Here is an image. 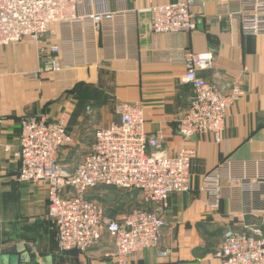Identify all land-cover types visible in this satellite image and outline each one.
I'll list each match as a JSON object with an SVG mask.
<instances>
[{
	"label": "crops",
	"instance_id": "1",
	"mask_svg": "<svg viewBox=\"0 0 264 264\" xmlns=\"http://www.w3.org/2000/svg\"><path fill=\"white\" fill-rule=\"evenodd\" d=\"M178 1L78 0L81 18L92 14L115 18L99 26L87 19L52 25L46 41L59 47L52 56L66 66L57 73L43 70L42 47L33 40L0 48V212H12L17 219L11 221L34 229L24 231L22 241L0 246V258L10 256L6 264H12L11 255H17L16 264L28 262V249L38 264H55L59 254L52 250L55 238L49 226L46 186L17 179L20 162L14 153L22 121L42 116L66 122L74 143L61 148L56 161L65 173L73 174L92 151L96 132L118 120V103H141L147 135H160L161 148L170 155L183 146L196 151L190 191L171 194L166 202L159 248L132 255L130 264H220L214 256L227 229L264 237V185L241 181L244 175L248 180L264 178V35L245 33L242 16L224 13L239 11L242 6L237 0H228L225 6L220 5L225 0H208L197 6V29L192 33L154 34L150 9ZM187 52H213L212 68L199 76L218 84L225 94L240 92L228 112L220 144L212 134L185 141L177 133L193 95L192 87L181 83ZM224 162L233 164L234 181L221 182L219 207H215L213 174ZM88 194L109 199L114 206L129 204L136 195L143 199L136 190L111 186H99ZM141 207L154 209L147 203ZM133 211L111 217L105 209V214L120 220ZM166 249L170 256L160 258V251ZM114 252L113 239L104 232L101 242L80 253L78 260L115 264Z\"/></svg>",
	"mask_w": 264,
	"mask_h": 264
},
{
	"label": "built area",
	"instance_id": "2",
	"mask_svg": "<svg viewBox=\"0 0 264 264\" xmlns=\"http://www.w3.org/2000/svg\"><path fill=\"white\" fill-rule=\"evenodd\" d=\"M208 0H179L150 9L154 34L192 33L197 29L195 8ZM220 1L225 6L226 2ZM242 8L225 14L242 16L243 31L252 36L264 35V0H237ZM78 0H0V48L25 39L41 44L44 71L60 72L63 66L53 58L57 45L46 41L52 25L71 24L87 19L95 26L112 21L114 14H92L81 18ZM223 8V7H222ZM213 52H187L186 72L181 83L193 89L186 115L178 121L177 133L183 140L212 134L221 143L229 110L240 97L235 90L225 94L216 83L199 76L212 68ZM118 120L95 134L92 151L77 166L73 174L65 173L57 164L59 150L74 143L62 119L48 121L33 116L22 121L19 147L14 153L20 162L17 179L20 182L43 184L47 188L48 218L56 228L60 251L86 253L96 247L106 232L114 242L115 264H130L129 258L145 250L159 248L166 226L164 209L171 194L187 193L191 189V167L196 151L183 146L176 155L161 148V136L147 135L144 108L141 103H118ZM10 151V146H5ZM247 166L242 171L245 173ZM234 181L233 164L222 163L213 174L214 206L219 207L221 182ZM241 181L264 185V178ZM99 186L140 192L153 210H135L120 220H110L105 209L87 198V193ZM259 233V232H258ZM170 256L162 250L160 258ZM215 259L220 264H264V237L227 229Z\"/></svg>",
	"mask_w": 264,
	"mask_h": 264
},
{
	"label": "trees",
	"instance_id": "3",
	"mask_svg": "<svg viewBox=\"0 0 264 264\" xmlns=\"http://www.w3.org/2000/svg\"><path fill=\"white\" fill-rule=\"evenodd\" d=\"M5 213V214H4ZM12 212H6L5 210H1L0 212V246L1 245H4L6 243H12L16 240H21L23 239L24 237V231L25 232H29V233H32L34 229L30 228V227H19L18 225L21 223V222H13L11 220L13 219H17V218H13V216L11 215ZM1 214H3V219L1 220ZM49 226H51L52 228V235L53 237L55 238V244L53 249L52 250H58L59 254L57 256V262L58 263L60 261L59 264H64L63 261L65 260L64 259V256H71V257H74L75 259L78 258L80 252L78 251H60L59 248H58V245H57V242H56V228L54 227V225L51 223V221L49 220ZM16 239V240H15ZM31 239H33V241L35 240L34 237H31ZM39 249V248H38ZM30 251V260L28 262H26L25 264H38L36 258H35V255L33 252H31L30 249H28ZM43 255V254H41ZM55 263V264H56Z\"/></svg>",
	"mask_w": 264,
	"mask_h": 264
},
{
	"label": "rangeland",
	"instance_id": "4",
	"mask_svg": "<svg viewBox=\"0 0 264 264\" xmlns=\"http://www.w3.org/2000/svg\"><path fill=\"white\" fill-rule=\"evenodd\" d=\"M110 193H112L113 195L118 194L115 191H110ZM86 196L90 200L96 201L101 206H103L107 210L108 214H110L109 216L111 217L116 216V214H118L119 212L124 213L126 211L129 213L130 211H133V210H147L144 207H141V204L144 206L145 203H144V200L138 197L137 195L134 196L132 199H130V201L128 202L129 204L121 203L119 206L111 205L109 199L107 201L106 199H103L101 196L95 197V196L89 195L88 193ZM9 257L10 256L8 255H3L2 258H0L1 259L0 263L6 264L8 262ZM11 259H12V264H16L18 257L17 255H11ZM26 259L27 258L24 257V260ZM66 260L63 261L64 264H67V263L68 264H81L79 263L80 260H78V258L75 259L74 257L69 256V260H67V263H66ZM59 263L60 261L56 264H59Z\"/></svg>",
	"mask_w": 264,
	"mask_h": 264
}]
</instances>
